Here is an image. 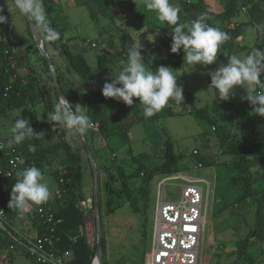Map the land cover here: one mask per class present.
<instances>
[{
	"label": "rangeland",
	"instance_id": "374dc122",
	"mask_svg": "<svg viewBox=\"0 0 264 264\" xmlns=\"http://www.w3.org/2000/svg\"><path fill=\"white\" fill-rule=\"evenodd\" d=\"M180 1L184 0L171 4L178 9ZM207 2L212 6L210 0ZM53 3L54 7L59 9L61 15L66 18L62 26L64 38L70 39L71 52L81 53L90 68L91 75L96 76V81L87 86L74 72H66L65 60L42 38L57 77L58 73L62 75L66 88L76 93L79 98L78 104L83 107L85 106L80 100L85 93L103 85L106 80L111 79L112 73L118 74L126 66V60H121L118 56L120 26L129 32L133 44H138L140 41L142 50L149 52V64L156 66L161 59L169 55L172 29L159 21L154 12L146 10L143 0H126L125 7L127 8L120 9V13L125 17L121 22H112L103 17L93 21L85 7L76 5V0H53ZM130 4L133 6L132 9H130ZM4 7L8 12V15H5L8 17V22L3 26L9 32L12 41L18 73L24 75L27 72H33L52 92L54 84L51 72L47 65L45 66L43 61L39 60L38 54L32 47L33 40L24 17L13 7L12 0H4ZM210 9L215 11L214 6ZM136 14H139L140 19L136 17ZM179 17L180 22L186 19V23L197 18V15L192 12L184 19L183 14L179 13ZM212 22L229 34L228 41L222 46L223 52L218 54L217 63L207 67L196 65L195 68L185 65L176 70L172 66L167 67L175 71L174 75L178 78V86L179 78L181 76L186 78V90L194 98V107H206L216 121V125L205 123L193 114H189L187 105L186 108L180 109L179 106H175L174 109L180 111L181 115L163 118L156 122L143 121L134 124L124 133L109 140H103L97 132L90 129L89 132L93 133V139L91 142L87 141L97 167L98 198L104 205L107 197L104 188L108 183H111L114 190L119 189V183L115 180V166L122 165L125 172L128 173L133 166L132 157L141 154L147 155V160L144 161L147 168L159 165L163 160L164 144L166 140H170L173 151L178 157V163L175 171L169 175H188L209 183L200 264H248L249 258L253 260V264H264V239H251L249 244L240 247L239 242L245 240L255 228L256 202L254 198L246 197L240 185L233 182L232 179L238 175L233 167L234 159L231 155L222 152L215 138L217 125L229 129L231 133L238 136V127L246 113L259 123L258 130L264 136V125L262 124L264 117L254 114L250 104L242 98L246 95L242 87L237 88L235 95L228 101H219L213 90L209 89L211 80L207 75V73L215 71L221 62L227 63V55L243 56L248 54L255 47L257 38L260 39L258 47H264V40L261 41L264 33L255 29L257 24L264 25V10H253L247 7L233 19H212ZM231 24L234 25V28ZM183 96L185 97L184 91ZM133 106L138 111L142 109V104L138 101H134ZM105 111L109 123L121 119V113L115 105H108ZM20 113L21 118L29 119L35 132L44 133V138L40 140L43 146H50L56 142L53 127L44 117L45 112L42 105L35 107L27 105L0 116V142L7 143L11 139V124L19 117ZM63 129L67 133L68 143L81 155V190L85 197L81 207L87 211L83 231L89 245L95 247L96 228L92 209L93 178L91 168L79 135H70L69 130L64 127ZM194 151L212 161V165L197 168L195 157L192 156ZM121 161H124L123 164ZM104 165L105 167H103ZM258 170V174L251 183L252 189H260L264 186V168ZM44 175L52 192V198L56 190L55 181L50 175ZM163 176L165 175H156L152 180L150 186L151 205L146 212V221H152L155 185L157 180ZM138 183L139 180L136 179L132 180L130 185L136 188ZM181 183L182 181L169 182L167 192L177 196L179 189L174 185ZM198 185L206 188L204 183ZM118 199L125 203L122 195ZM141 204L142 200L139 202L140 207ZM29 206L13 220V226L24 233L25 229H29L30 231L27 232L33 234V230L29 227L32 225L31 217L28 220L23 219L28 216ZM104 210L103 207L101 211V236L105 242L103 260L107 264H133L132 261H139L140 252L145 246H148V239L151 237V224L145 227L146 241L143 235L142 214L133 213L127 204L108 215ZM0 264L33 263L18 249L0 248Z\"/></svg>",
	"mask_w": 264,
	"mask_h": 264
},
{
	"label": "trees",
	"instance_id": "16d2710c",
	"mask_svg": "<svg viewBox=\"0 0 264 264\" xmlns=\"http://www.w3.org/2000/svg\"><path fill=\"white\" fill-rule=\"evenodd\" d=\"M179 0H170L173 3ZM224 6V11L220 14H213L208 11L207 7L202 1L191 2L184 0L179 2V13L183 14L184 19L192 12H195L197 17L200 14H207L209 23L215 27L212 19H233L243 8L250 7L253 10H264V0H219ZM126 0H76V5L83 6L87 9L90 18L93 21L99 20L103 17L109 21H123L124 15L120 13V9L125 7ZM133 8L132 4L129 5ZM0 7L4 8V15H8L4 7V0H0ZM44 7L51 26L60 33V39L54 42L46 41L60 56L65 60L66 72H74L83 83L87 86L92 85L96 81V76L91 75L90 68L81 53L74 54L69 47L70 39L64 38L63 23L66 21L65 16L61 15V11L54 7L53 0H44ZM136 17L140 19L139 14ZM186 20V19H185ZM185 20L183 23H185ZM141 21L144 22L143 19ZM119 53L121 60H127L128 48L133 45V39L129 32L122 26L119 28ZM264 40V36L261 41ZM260 39L255 40V47H258ZM169 45V49H170ZM32 47L39 60H45L38 53V50L32 43ZM105 53H107L105 51ZM141 55L145 58V63L148 68L153 71L161 65L172 66L173 69H180L187 65L184 63V53L181 49L177 53H172L169 50L168 57L161 59L159 64L153 66L149 64V52L142 50ZM58 82L62 93L73 104L79 103V98L75 92L66 88L64 78L58 73ZM187 80L184 76L179 78V86L183 87L185 93L184 102L169 103L156 115L151 118H145L143 115V105L141 110H137L132 105L126 106L122 102L113 99H108L102 95V86L99 85L91 92L85 93L80 102L86 108V114L93 123L98 124V134L103 140H109L112 137L124 133L128 128L134 124L147 121L156 122L163 118L174 117L181 115L180 111H176L175 106L186 108L188 105V113L193 114L197 119L216 125V121L210 115L209 110L204 108H196L193 105L194 98L186 90ZM57 95L55 90H51L43 83L33 72H27L24 75L18 73L16 68L15 52L9 32L0 25V116H4L10 111L22 108L27 105L37 106L42 105L44 110V117L47 119V114L53 111L54 105L57 102ZM113 104L121 113V119L109 123L105 108ZM174 105V107H173ZM48 123L52 125L49 119ZM258 122L249 114H244L242 123L238 127V136L231 133L229 129L217 125L215 129V138L222 149V152L231 155L234 159L233 167L238 172V175L232 180L239 184L243 194L246 197L254 198L256 202L255 207V228L252 233L243 241H240V247L249 244V240H263L264 239V186L260 189H252L251 183L258 174L259 168H264V136L258 130ZM264 125V120L262 121ZM53 134L56 142L50 146H43L41 141L28 140L20 145H15L13 148H7L0 151V167H5L9 156L6 152L14 150V155L19 157V164L17 171L11 177H3L0 175V207L5 210L7 220L13 222L22 213L17 210L8 208L9 200L7 196L11 194L12 186L18 179V173L30 166H36L42 169L44 174L50 175L56 184V190L51 199L50 211L54 215L55 220H60L56 225L55 232L52 235L55 239L54 248L55 254L59 257L66 253H70L67 264H92L95 247L89 245L86 234L83 231L85 225V218L87 211L81 207L84 201V194L81 190L82 173H81V155L73 149L67 140V133L62 126L53 128ZM85 138L91 142L93 133L87 132ZM35 143L37 150L33 153L28 150L29 144ZM195 157L196 166L201 164L204 167L211 166L212 161L206 157L192 153ZM162 162L152 168H147L144 161L147 160V155L141 154L137 157H132V169L127 173L122 165L115 166L116 182L119 183V189H113L111 183H108L105 188L107 195L105 204L102 205L100 198H98V205L100 213L104 207L105 214H111L117 209L127 204L133 213H140L143 216L142 226L144 228V237L147 241L145 227L151 224V221H146V212L151 205L150 186L153 178L156 175H169L175 171L178 163V157L173 151L172 143L166 140L162 151ZM124 161H121L123 164ZM105 167V165L103 166ZM139 180L136 188L131 187L132 180ZM122 195L125 203L118 201ZM142 200L141 207L139 202ZM30 209L32 205L29 206ZM32 224L35 225L36 234L43 235L46 228L38 220L35 214L31 213ZM151 239V237H150ZM150 239L148 241L150 242ZM148 242V245H149ZM103 252L105 250V242L102 238ZM0 248L17 250L16 245L10 240L8 235L0 229ZM148 246L144 247L140 252V260L133 264H142ZM29 258L34 264V260L25 252H21ZM252 259L249 258L248 264H253ZM103 264H107L103 260Z\"/></svg>",
	"mask_w": 264,
	"mask_h": 264
},
{
	"label": "clouds",
	"instance_id": "9594fccd",
	"mask_svg": "<svg viewBox=\"0 0 264 264\" xmlns=\"http://www.w3.org/2000/svg\"><path fill=\"white\" fill-rule=\"evenodd\" d=\"M13 7L28 20L36 35L45 41L60 39V33L51 26L44 7V0H12ZM144 8L154 12L159 21L170 26L172 43L170 50L177 53L183 49L184 63L195 68L217 63L218 54L223 52V45L229 34L207 23V14L186 23L180 22L179 9L170 0H143ZM9 11V8H8ZM0 7V25L8 22ZM255 29L264 33V25L257 24ZM158 32V31H157ZM140 41L134 43L127 51L126 66L113 74L102 86L105 98L122 102L131 107L134 101L143 105V115L151 118L160 112L169 101L184 102L183 87L178 86L177 77L170 67L161 65L156 70L148 68L141 55ZM225 55H227L225 53ZM212 89L219 101H228L235 95L237 88H243L246 100L253 113L264 117V47H253L243 56L227 55V63L221 62L215 71L207 73ZM53 122V128L62 126L69 134H79L83 138L93 127V122L86 114V108L73 105L65 95H61L53 111L47 114ZM11 139L7 146L13 148L25 141H39L44 133L34 131L28 118H21V113L10 127ZM28 150L35 152L37 145L29 144ZM16 183L12 186L8 208L22 213L29 205H43L49 201L52 192L41 168L30 166L19 172Z\"/></svg>",
	"mask_w": 264,
	"mask_h": 264
},
{
	"label": "built area",
	"instance_id": "2783aa9c",
	"mask_svg": "<svg viewBox=\"0 0 264 264\" xmlns=\"http://www.w3.org/2000/svg\"><path fill=\"white\" fill-rule=\"evenodd\" d=\"M91 130L98 132V124L93 123ZM7 148V143L0 142V151ZM193 153L196 154V151ZM14 154L12 149L6 152L5 155L10 157L5 167H0L1 176L11 177L17 171L19 157ZM201 167V164L197 165V168ZM172 181H182L181 184L174 185L179 189L177 196L167 192V186ZM201 183H204L206 188L198 185ZM208 189L209 183L205 180L188 175H165L157 180L151 239L142 264H200ZM10 195L7 196L8 200ZM31 211L46 228L43 235L27 236L15 229L13 222L7 220L5 210L1 207L0 229L5 231L20 252H25L34 260V264H67L70 253L61 257L55 254V239L52 235L60 220L54 219L49 201L39 206L32 205Z\"/></svg>",
	"mask_w": 264,
	"mask_h": 264
},
{
	"label": "water",
	"instance_id": "95a60500",
	"mask_svg": "<svg viewBox=\"0 0 264 264\" xmlns=\"http://www.w3.org/2000/svg\"><path fill=\"white\" fill-rule=\"evenodd\" d=\"M25 22L27 24L30 36L33 40V43H34L36 49L38 50L40 56L44 58L45 63L51 72V77H52L53 84H54V90L56 92L57 99H58L61 95H64V94L62 93V90L60 88L53 63H52V61H51V59H50V57H49V55H48V53L44 47L43 39H42V37L35 34L32 26L28 20L25 19ZM80 140L84 146V150H85V153H86V156H87L90 168H91V173H92V178H93V206H92V209H93V214H94V219H95L96 245H95V254H94L92 264L94 263L95 259L98 261V264H103V245H102V236H101V223H102V221H101V213H100L99 205H98V173H97V167H96V163L94 160L93 152L89 146L87 139L84 136L83 138L80 137Z\"/></svg>",
	"mask_w": 264,
	"mask_h": 264
},
{
	"label": "crops",
	"instance_id": "0c3cea01",
	"mask_svg": "<svg viewBox=\"0 0 264 264\" xmlns=\"http://www.w3.org/2000/svg\"><path fill=\"white\" fill-rule=\"evenodd\" d=\"M200 1H202L203 3H204V5L207 7V9H208V11L209 12H211V13H213V14H220V13H222L223 11H224V6H223V4H222V2L221 1H219V0H216V1H213V0H210L211 2H212V6H210V4L207 2L208 0H200ZM215 2V3H214ZM214 6V8H215V11H212L210 8H212ZM178 9H179V7H178ZM244 11V10H243ZM215 26V25H214ZM231 26L234 28V25L233 24H231ZM215 27H220L219 25H216ZM31 213H32V211H31V209H30V207H29V213H28V216L26 217V218H23L24 220L25 219H30V217H31ZM32 218V217H31ZM30 227V229H32L33 230V234H30V232H27L29 229H25V233L22 231V230H20L21 232H23L25 235H27V236H35L36 235V229H35V225H31V226H29ZM30 231V230H29Z\"/></svg>",
	"mask_w": 264,
	"mask_h": 264
},
{
	"label": "bare ground",
	"instance_id": "6f19581e",
	"mask_svg": "<svg viewBox=\"0 0 264 264\" xmlns=\"http://www.w3.org/2000/svg\"><path fill=\"white\" fill-rule=\"evenodd\" d=\"M93 264H98V261L95 259L94 263Z\"/></svg>",
	"mask_w": 264,
	"mask_h": 264
}]
</instances>
